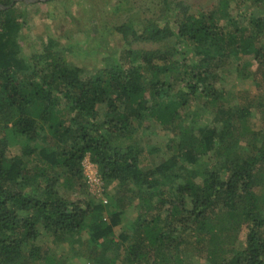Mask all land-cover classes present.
<instances>
[{"label": "trees", "instance_id": "obj_1", "mask_svg": "<svg viewBox=\"0 0 264 264\" xmlns=\"http://www.w3.org/2000/svg\"><path fill=\"white\" fill-rule=\"evenodd\" d=\"M19 2L0 0V264H264V131L223 88L230 65L247 80L257 64L264 82V0L199 14L162 0L157 17L113 27L125 48L92 72L54 39L27 57ZM145 122L173 134L149 169ZM87 156L114 187L107 204L60 192L61 178L85 186ZM41 226L66 257L35 244Z\"/></svg>", "mask_w": 264, "mask_h": 264}, {"label": "rangeland", "instance_id": "obj_2", "mask_svg": "<svg viewBox=\"0 0 264 264\" xmlns=\"http://www.w3.org/2000/svg\"><path fill=\"white\" fill-rule=\"evenodd\" d=\"M174 13H177L181 5L187 6L191 13L199 14L218 6L219 0H170ZM20 9L26 7L28 23L20 33V44L23 53L31 57L40 52L50 39L59 42L64 54L69 61L82 67L87 72H92L104 67V60L111 53H117L125 48L122 36L116 33L113 27L127 21H142L146 17H157L160 14L162 0H47L35 3L17 4ZM96 28V30H94ZM99 39L100 48H93V40ZM97 45V43H96ZM93 46V47H92ZM151 44L134 45V48H153ZM257 64L251 66L254 74L247 80H242L236 74V65H230L225 72L223 88L227 91L225 102L227 106L239 103L242 106L252 105V116L249 120V128L254 131H264L263 114L258 109L264 105V82L257 70ZM172 133L163 129L154 122H145L137 133L138 143L145 148L142 159L144 169L153 168L170 157L167 144ZM156 149V151H152ZM12 154L20 152L19 147H13ZM246 151V150H244ZM84 187L76 186L72 189L64 187V179H60L59 189L68 199L93 198L96 201L106 199L113 192V185H107L103 180L98 166L91 161L89 156L83 160ZM94 166V168H93ZM94 171L99 177V182H89L87 173ZM107 202V203H108ZM106 203V204H107ZM128 215L134 214L129 211ZM38 241L35 243L44 249L51 250L55 256L66 257L68 254L67 243L53 238L43 226ZM244 239L245 232L241 235ZM89 235L84 233L82 242L85 244ZM63 244V245H58ZM64 264H90L84 258H75ZM188 264H209L205 256L197 255Z\"/></svg>", "mask_w": 264, "mask_h": 264}, {"label": "built area", "instance_id": "obj_3", "mask_svg": "<svg viewBox=\"0 0 264 264\" xmlns=\"http://www.w3.org/2000/svg\"><path fill=\"white\" fill-rule=\"evenodd\" d=\"M86 163L83 162V166H86L85 165ZM94 168V166H93ZM87 179L89 182H95V183H98L99 182V177L97 175L94 174V171H91L90 173H87ZM108 201L106 199H103V203H107Z\"/></svg>", "mask_w": 264, "mask_h": 264}, {"label": "water", "instance_id": "obj_4", "mask_svg": "<svg viewBox=\"0 0 264 264\" xmlns=\"http://www.w3.org/2000/svg\"><path fill=\"white\" fill-rule=\"evenodd\" d=\"M17 1H24L26 3H35V2L47 1V0H14V2H17Z\"/></svg>", "mask_w": 264, "mask_h": 264}]
</instances>
